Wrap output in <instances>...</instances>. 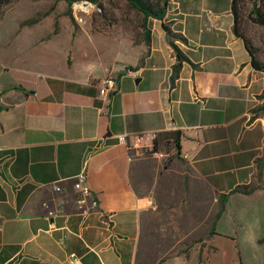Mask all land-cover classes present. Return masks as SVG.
<instances>
[{
	"label": "crops",
	"instance_id": "obj_1",
	"mask_svg": "<svg viewBox=\"0 0 264 264\" xmlns=\"http://www.w3.org/2000/svg\"><path fill=\"white\" fill-rule=\"evenodd\" d=\"M232 2L170 0L165 21L188 40L172 43L197 66L184 63L173 88L176 53L159 20L148 21L150 48L135 43L126 18L117 33L78 26L64 1L18 21L0 50V264H140L142 248L166 244L157 215L190 208L161 206L162 176L143 168L163 158L131 157L123 135L151 147L158 133H182L176 168L212 193L217 214L227 197L214 236L229 214L230 222L264 215V115L252 119L264 73L233 32ZM109 76L120 90L107 106L98 83ZM83 172L86 198L75 187ZM236 188L253 192L231 194Z\"/></svg>",
	"mask_w": 264,
	"mask_h": 264
},
{
	"label": "rangeland",
	"instance_id": "obj_2",
	"mask_svg": "<svg viewBox=\"0 0 264 264\" xmlns=\"http://www.w3.org/2000/svg\"><path fill=\"white\" fill-rule=\"evenodd\" d=\"M46 1H15L13 8L0 22V50H5L12 43L18 21L29 15L36 16L46 7ZM103 3L104 12L86 2L76 3L71 7L61 3L60 6L65 14H71L74 21L76 19L78 26L94 25L95 20L100 22L101 18H105L103 26H100V31L104 33H117L120 29L128 28L122 21L124 18L136 22V25L140 20L135 17L136 13L129 8L126 0H104ZM253 8V3L245 2L243 31L251 41L257 59L264 62V27L254 23ZM47 24L48 21L45 22V25ZM129 30L132 31V27ZM133 36L135 37L134 34ZM162 149L165 157L160 164L157 161H148L143 169L149 176H162V179L159 178L162 182L158 181V186L161 187V193L158 194L161 206H187L190 212L181 216L157 215L158 223L166 225L170 236L165 240V245L142 248L144 260L148 261H142L140 264H156L161 258L178 252H188L194 248L199 249L198 252L168 264H264V215H249L236 222H230L229 214L219 227V235L214 236L213 222L219 211V202L216 203L212 193L204 191L200 184H196L195 188L191 187L188 173L181 172L175 166V161L179 158L176 157L177 152L171 142L164 143ZM181 173L187 176L186 181L182 183L176 178ZM150 205L153 206L154 202L150 201ZM171 222L174 224L171 225Z\"/></svg>",
	"mask_w": 264,
	"mask_h": 264
},
{
	"label": "trees",
	"instance_id": "obj_3",
	"mask_svg": "<svg viewBox=\"0 0 264 264\" xmlns=\"http://www.w3.org/2000/svg\"><path fill=\"white\" fill-rule=\"evenodd\" d=\"M15 0H1L0 1V21L3 18V15L5 13V9L7 6H9L11 3H13ZM56 1H64L66 2L69 7L76 3H83L87 2L89 4H92L96 6V8L104 12L105 6H104V0H56ZM251 2L253 3V21L254 23L263 26L264 27V0H233L232 2V15H233V32L235 36L239 39H241L245 45L246 50L248 51L250 58H251V65L252 67L259 72L264 73V62L260 61L256 57V51L254 47L251 44V41L245 36L243 28L245 23V15L243 14L245 2ZM129 8L136 13L135 17L139 18L138 23L136 25V22L130 21V25H132V32L135 35V43H139L141 38L145 41L147 46H151V32L148 29V21L149 19H156L162 22L163 29L165 30L167 34V38L169 42L172 44L175 53L177 62L173 66L172 76H171V87L173 88L175 85V82L179 78L180 71L183 67L184 63H189L193 68H196L197 66L193 64L180 50L177 46H175L172 41L173 40H180L181 42L188 44V40L179 33H176L172 30L171 24L165 21L169 2L170 0H126ZM71 15V14H69ZM37 19H32L24 23V25H33L38 22ZM105 18H101V21L98 20L94 21V27L97 31H100V26H103L102 23ZM101 23V24H100ZM141 29V30H140ZM102 32V31H100ZM150 51V50H149ZM258 99L261 101V104L252 110V119L257 118L259 115H264V92L262 95L258 96ZM181 138L182 133L180 131H165L161 132L155 135L154 142H153V152L159 153L163 151L162 146L164 143L171 142L172 145H174V148L176 149V157L180 158L181 156ZM243 193V194H251L253 192V189L245 190L242 188H236L231 192L232 193ZM227 202V197L222 196L221 197V209L220 212L216 215V220H219L222 216L224 210H225V204ZM215 224L213 225L214 230ZM214 234V233H213Z\"/></svg>",
	"mask_w": 264,
	"mask_h": 264
},
{
	"label": "built area",
	"instance_id": "obj_4",
	"mask_svg": "<svg viewBox=\"0 0 264 264\" xmlns=\"http://www.w3.org/2000/svg\"><path fill=\"white\" fill-rule=\"evenodd\" d=\"M98 90H99V95L103 98V100L106 102L108 106L111 97L117 94L120 90V80L110 76L105 77L104 79H101L100 82L98 83ZM119 141L120 143L127 146V149L131 157L140 158V159H146L149 157H155V158L165 157V154H163L162 152L154 153L153 145L150 147L146 138L144 137H136L133 139V141L129 142L128 136L123 135L119 138ZM75 187L84 198L92 194L91 189L87 184L86 172H83L77 177V182L75 184ZM96 205L97 202H94V206Z\"/></svg>",
	"mask_w": 264,
	"mask_h": 264
},
{
	"label": "water",
	"instance_id": "obj_5",
	"mask_svg": "<svg viewBox=\"0 0 264 264\" xmlns=\"http://www.w3.org/2000/svg\"><path fill=\"white\" fill-rule=\"evenodd\" d=\"M87 3V2H86ZM3 108L0 106V113L2 112Z\"/></svg>",
	"mask_w": 264,
	"mask_h": 264
}]
</instances>
